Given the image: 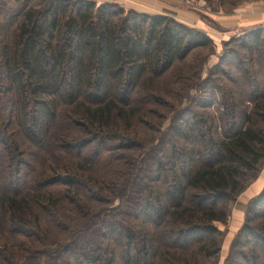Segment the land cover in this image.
I'll return each instance as SVG.
<instances>
[{
	"label": "trees",
	"instance_id": "trees-1",
	"mask_svg": "<svg viewBox=\"0 0 264 264\" xmlns=\"http://www.w3.org/2000/svg\"><path fill=\"white\" fill-rule=\"evenodd\" d=\"M234 36L204 80L161 93L174 64L215 49L204 32L0 0V264H218L216 224L264 162V26ZM223 264H264V188Z\"/></svg>",
	"mask_w": 264,
	"mask_h": 264
},
{
	"label": "rangeland",
	"instance_id": "rangeland-1",
	"mask_svg": "<svg viewBox=\"0 0 264 264\" xmlns=\"http://www.w3.org/2000/svg\"><path fill=\"white\" fill-rule=\"evenodd\" d=\"M171 1H173V4H176L182 8L185 9L190 8L191 10L195 11V13L199 16V18H201L203 22L209 23L210 26H215L214 22L212 21L213 15L222 16L223 14H231L240 5H245L248 3L252 4L255 3L256 1L261 3L260 0H171ZM163 15L174 18L173 14L171 13H164ZM236 32L237 34L234 37L242 36L243 33L246 31L242 32V30H236ZM223 46L224 45L221 44L213 50L212 49L197 50L193 52L182 64L181 63L174 64L170 73L171 75H169L168 79L165 82H163L162 85L159 86L160 92L162 93L164 89L168 88L169 85H172V81H173L172 77L174 75L181 74L184 76H190L191 74H197L199 72V75L201 76V80H204L207 77L208 72H210V70L219 63V58L225 49V47ZM234 47H236L235 43L228 46V48L230 49H233ZM171 101L173 103V100ZM163 109L164 108H161L160 111H163ZM168 122L169 119H166L163 123L160 122L159 129L155 130L154 123L150 120L149 122L150 128L149 127L148 128L152 130V132H146V133H149L151 135V138L142 137V134L145 133L144 131H146L144 130L145 127L144 126L142 127L143 130L139 134L141 135L140 138H143L141 141L143 142L144 147H149L150 142H152V144L156 142L154 141L153 138L159 137L162 131H164L165 128L168 126ZM263 188H264V162L259 168V173L257 177L247 182L245 190L236 198L234 202L228 203V210L230 212L228 225L224 227L223 225L216 224L217 228H219L221 231H225V237L223 238L222 241V249H221L222 251L219 256L218 264H223L231 240L233 239L234 235L237 233V231L244 223L245 210L248 203L257 195H259ZM240 222L241 224L239 226L238 223Z\"/></svg>",
	"mask_w": 264,
	"mask_h": 264
},
{
	"label": "crops",
	"instance_id": "crops-1",
	"mask_svg": "<svg viewBox=\"0 0 264 264\" xmlns=\"http://www.w3.org/2000/svg\"><path fill=\"white\" fill-rule=\"evenodd\" d=\"M85 1H92L97 5L104 3L117 4L126 11H134L147 15H163L164 13H171L177 22L187 27L198 29L204 32L212 40L215 48L229 40L232 36L236 35V30H242V32H244L264 26V1H260L261 3L254 1L255 3L252 4L248 3L245 5H240L231 14H223L222 16L213 15L212 21L214 22L215 26H210L209 23L203 22V20L199 18L195 11L191 10L190 8H182L176 4H173V1L171 0ZM241 222L238 223L239 226Z\"/></svg>",
	"mask_w": 264,
	"mask_h": 264
}]
</instances>
